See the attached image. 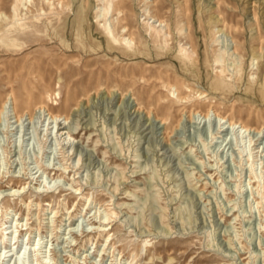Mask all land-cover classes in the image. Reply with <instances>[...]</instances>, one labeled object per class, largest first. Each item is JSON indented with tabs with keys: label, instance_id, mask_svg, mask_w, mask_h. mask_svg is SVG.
<instances>
[{
	"label": "rangeland",
	"instance_id": "374dc122",
	"mask_svg": "<svg viewBox=\"0 0 264 264\" xmlns=\"http://www.w3.org/2000/svg\"><path fill=\"white\" fill-rule=\"evenodd\" d=\"M20 2L0 109L35 116L0 123V264H264V0Z\"/></svg>",
	"mask_w": 264,
	"mask_h": 264
},
{
	"label": "bare ground",
	"instance_id": "6f19581e",
	"mask_svg": "<svg viewBox=\"0 0 264 264\" xmlns=\"http://www.w3.org/2000/svg\"><path fill=\"white\" fill-rule=\"evenodd\" d=\"M3 1H5V0H0V6H1V3H3ZM21 4H22V0H21V2H20ZM236 48V47H235ZM236 50V49H235ZM235 52V51H234ZM223 55L220 53V54H218L217 56H216V59H215V62L216 63H221L222 62V60H223ZM12 95V94H11ZM10 95V96H11ZM16 99V98H15ZM4 103H3V105H2V107H1V109H0V123H1V121L5 118V116H6V113H7V107H8V105H11L12 106V110H13V114H14V117L16 118V122L17 123H21V121H22V119L25 117V116H27L28 117V119L29 120H33V118H34V116H31L28 112H26L25 114H20V113H18L17 111H16V107H14L15 105H13V98H12V96L11 97H9L6 101L4 100L3 101ZM16 103V102H15ZM37 112H40V111H46V108L45 107H38L37 109ZM20 112V111H19ZM34 114H36V113H34ZM210 114H211V110H209L207 113H202V112H200V111H197V112H195V111H191V112H186V117H188L189 119H194L195 117H197V116H201V117H203V118H208L209 116H210ZM40 115V114H39ZM48 119H51L52 120V122L54 123H56V124H58L59 126H61L62 125V122H61V119H63L64 121H67V118L66 117H62L61 115H58V114H56V115H52V114H50V113H48ZM218 118H220L221 119V121H223L224 123H226V124H228L229 126L228 127H230L231 129H233V130H237V131H239L240 132V134L241 133H247V132H251V131H253V130H251V129H249L248 127H246V126H244V125H242V124H238V123H234V122H231L230 120H227L226 118H224V117H218ZM61 129H58V132L60 131ZM256 130V129H255ZM20 189V188H19ZM10 190V194L13 192L14 193V188H12V189H9ZM2 191H0V193H1ZM9 194V195H10ZM101 226H104L102 223L100 224ZM18 228V227H17ZM100 231H105V230H103V229H101ZM32 233V232H31ZM30 239V238H29ZM23 243V242H22ZM16 244V243H15ZM39 244V243H38ZM12 246H16V245H12ZM9 247H11V246H9ZM12 249V248H11ZM10 251V250H9ZM20 251V250H19ZM26 254H28L27 253V251L26 250H24L23 252H19L18 254H17V256L15 257V264H26V262H27V259H26ZM3 256H7V254L6 255H3V254H0V259L3 257ZM11 258H13V257H11ZM30 258V257H29ZM38 260V259H37ZM45 260V259H44ZM44 260L42 261L41 260V264H48L47 262H44ZM35 261V260H34Z\"/></svg>",
	"mask_w": 264,
	"mask_h": 264
}]
</instances>
